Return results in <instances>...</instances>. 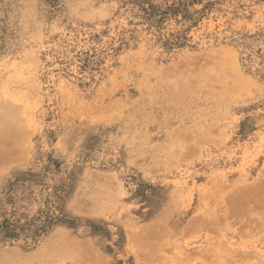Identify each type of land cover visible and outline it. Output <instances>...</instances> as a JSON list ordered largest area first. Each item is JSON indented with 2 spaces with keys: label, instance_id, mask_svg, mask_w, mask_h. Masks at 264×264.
Listing matches in <instances>:
<instances>
[{
  "label": "rangeland",
  "instance_id": "obj_1",
  "mask_svg": "<svg viewBox=\"0 0 264 264\" xmlns=\"http://www.w3.org/2000/svg\"><path fill=\"white\" fill-rule=\"evenodd\" d=\"M6 220L0 264H264V0H0Z\"/></svg>",
  "mask_w": 264,
  "mask_h": 264
},
{
  "label": "trees",
  "instance_id": "obj_2",
  "mask_svg": "<svg viewBox=\"0 0 264 264\" xmlns=\"http://www.w3.org/2000/svg\"><path fill=\"white\" fill-rule=\"evenodd\" d=\"M49 221L51 222L52 220ZM49 221H47L46 224H48ZM45 232H47V227L36 223L20 224L19 222L6 220L0 224V240L22 238L35 244L38 238Z\"/></svg>",
  "mask_w": 264,
  "mask_h": 264
},
{
  "label": "bare ground",
  "instance_id": "obj_3",
  "mask_svg": "<svg viewBox=\"0 0 264 264\" xmlns=\"http://www.w3.org/2000/svg\"><path fill=\"white\" fill-rule=\"evenodd\" d=\"M15 139V138H14ZM15 141V140H14ZM9 148V147H8ZM144 249H145V247H144ZM147 251H148V249H147ZM148 253H150V252H148ZM146 257V256H145Z\"/></svg>",
  "mask_w": 264,
  "mask_h": 264
}]
</instances>
